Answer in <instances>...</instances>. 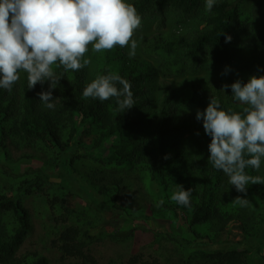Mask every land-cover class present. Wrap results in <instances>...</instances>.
<instances>
[{
	"label": "trees",
	"instance_id": "trees-1",
	"mask_svg": "<svg viewBox=\"0 0 264 264\" xmlns=\"http://www.w3.org/2000/svg\"><path fill=\"white\" fill-rule=\"evenodd\" d=\"M129 2L142 18L158 16L160 28L165 26L168 11L189 19L200 15L204 27L185 34L160 31L142 38L143 53L159 59L154 68L147 60L130 58L120 47L100 53L89 50L87 58L92 63L79 72H66L52 90L54 109L46 108L38 95L49 90L50 81L28 89L27 73L21 72L10 92L0 88V264H52L38 251L18 254L34 228L24 198L36 194L44 196L55 219L62 259L94 262L90 251L97 240L110 236L128 243L134 236V232L124 234L108 226L103 213L92 205L72 209V192L63 180H46L36 168L14 171L12 145L33 150L23 153L19 161L46 159L45 169L47 165L71 167L83 180L84 190L101 197L111 208L187 224L193 238L179 233L180 240L174 241L163 236L174 242L176 264H263L256 254L264 250V184H250L246 193L238 192L228 176L209 162L211 136L206 134L203 120L196 119L197 111L180 112L183 106L203 111L212 97L224 108L240 110L243 105L233 99L232 83L224 76L209 75L203 82L191 80L174 86L169 78L200 72L204 56L210 60V68L221 70L232 62L239 47L252 52L238 55L235 67L264 75V0H216L210 12L206 0ZM228 36L230 42H226ZM109 72L131 84L135 105L123 113L117 111L114 97L100 101L82 95L97 75ZM152 80L162 88L159 100L156 90L153 93L148 88ZM225 84L229 86L226 91ZM185 134L188 140L182 139ZM246 171L259 175L251 168ZM180 185L192 189L190 206L171 200ZM237 196L248 199L249 210V204L233 202ZM160 201L163 204L158 207ZM241 220V240L220 239L230 231L231 223ZM144 231L145 243L153 244L157 232ZM197 240L218 246L196 248L193 243ZM129 264H158V260L150 262L135 255Z\"/></svg>",
	"mask_w": 264,
	"mask_h": 264
},
{
	"label": "clouds",
	"instance_id": "clouds-1",
	"mask_svg": "<svg viewBox=\"0 0 264 264\" xmlns=\"http://www.w3.org/2000/svg\"><path fill=\"white\" fill-rule=\"evenodd\" d=\"M215 3L206 0V11ZM141 26L142 16L129 0H0V88L10 92L21 72L27 73L28 89L50 81L49 90L38 95L46 108L54 109L52 90L66 72H79L92 63L89 50L130 46L128 55L134 57L138 43L133 37ZM228 87L225 84L223 90ZM231 89L233 99L243 105L240 110L224 108L212 97L196 119L203 120L211 136L209 162L238 192L246 193L248 185L264 184V176L246 171L259 172L264 161V75H252L246 83L238 79ZM82 95L100 101L114 97L120 113L135 105L131 84L114 72L97 75ZM191 194V188L180 185L171 200L190 206ZM233 202L249 203L243 196Z\"/></svg>",
	"mask_w": 264,
	"mask_h": 264
},
{
	"label": "rangeland",
	"instance_id": "rangeland-1",
	"mask_svg": "<svg viewBox=\"0 0 264 264\" xmlns=\"http://www.w3.org/2000/svg\"><path fill=\"white\" fill-rule=\"evenodd\" d=\"M259 9V8H257ZM204 27L202 16L195 18H187L180 12L168 11L166 13L165 26L163 28L159 27V17L149 16L142 18V26L135 31L134 39L137 40L138 47L136 49V55L134 57H139L141 59L147 60L151 63V67L159 65V59L155 57H150L143 53L140 47V40L147 36H152L160 31H175L180 34H185L190 31L200 30ZM123 50L128 55L130 51V46L123 48ZM252 52L251 48L239 47L233 56L232 62L221 70H214L210 68V60L204 56L202 59L203 68L200 72L186 73L185 75L174 76L169 78L174 86H180L184 82L191 80L205 81L209 75L224 76L228 78L231 83L236 80H241L247 82L252 76L246 70H239L235 67L234 62L238 55L249 54ZM129 56V55H128ZM160 79V78H159ZM148 88L151 92H155L156 100L162 95V88L159 87V82L157 80L150 81ZM196 112L194 108L190 106H183L180 108V112ZM189 135H183L182 139L188 140ZM187 143V142H185ZM11 149V162L14 165V171H26L35 169H41L40 171L44 173V177L50 179L51 181L63 180L67 188L72 192L70 198V207L74 210L79 208L82 209L85 205H92L97 210L101 211L105 216L107 225L110 227H117L119 231L126 234L127 232H134V236L130 242L121 243L111 238L110 236L104 237L102 240H97L92 245V250L90 251L91 257L94 262H88L84 259L78 257H65L61 258V251L59 249L58 235L59 231L56 228V222L50 213L49 205L46 203L44 196L42 194H36L33 196L25 197L24 203L31 212L33 219V231L31 232L28 239L23 243L22 248L19 251V255L25 252L38 251L51 260L52 264H70L77 261L83 264H129L131 257L135 255H143L145 260L154 261L158 260V264H176L177 258L174 257L172 249L175 247L174 242L168 239V237L174 238V241L180 240L181 234H185L188 237H194L191 235L187 224L185 223H173L167 220H156L153 218H142L138 214L129 215L123 210L111 208L109 205L105 204L103 199L99 196H95L90 192H86L83 186V180L72 173L71 167H60L49 166L45 169L44 161L46 159H23L19 161V157L23 153H33L31 148L17 147L15 145L10 146ZM57 162V161H55ZM85 167H82L84 171ZM260 176H264V162L262 161L261 168L258 172ZM247 209L250 208V203H248ZM243 221H234L230 224L228 233H225L220 238L225 240H233L235 242L241 240L244 237L243 230L238 227ZM145 225L147 227H145ZM144 228H151L157 232V237L153 241V244H147L146 235ZM113 228L108 229L112 231ZM131 230V231H130ZM58 231V232H57ZM121 233V234H123ZM167 235V238L163 236ZM146 247L143 249V246ZM193 246L201 249L216 248L217 244H210L206 240H197L193 243ZM244 247L245 245H241ZM258 263L264 264V250L258 255Z\"/></svg>",
	"mask_w": 264,
	"mask_h": 264
}]
</instances>
